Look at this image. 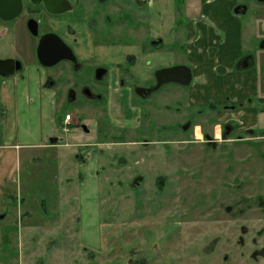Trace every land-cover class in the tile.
I'll return each mask as SVG.
<instances>
[{
  "label": "rangeland",
  "instance_id": "rangeland-1",
  "mask_svg": "<svg viewBox=\"0 0 264 264\" xmlns=\"http://www.w3.org/2000/svg\"><path fill=\"white\" fill-rule=\"evenodd\" d=\"M238 2L248 6L240 14L247 31L259 30L253 22L264 19V0ZM31 15L40 17L45 29L53 23L41 9L25 11L14 24L0 19V41L6 48L14 43V54L20 52L24 62L21 73L0 77V154L10 153L4 138L9 131L12 147L22 156L15 188L9 180L7 188L0 185V264H264V253L252 251L260 248L256 238L264 241V128H242L239 121L225 118L228 112L189 109V87L176 83L159 92H170L167 106L144 102L138 119L143 126L153 124L145 125L144 133L138 127L121 128L112 112L120 101L117 91L83 105L69 101L58 87L44 85L53 70L35 58L37 40L24 26ZM124 29L126 40L131 28ZM255 35L248 43L252 50L264 41ZM178 41L184 46L179 60H184L186 41ZM75 45L83 58L90 52L81 41ZM158 49L166 51L167 44ZM86 64L92 72L95 63ZM74 76L68 67L62 83ZM4 87L11 89L10 100L2 97ZM129 97L131 105L140 102ZM251 98L237 109L247 108ZM12 119L14 131L5 127ZM225 124L231 129L226 131ZM196 129L204 141L221 137L216 149L197 141ZM158 132L171 140L170 150L161 154L162 143L150 160L142 150L130 154L135 144L120 142L155 138ZM40 142L46 146L29 147ZM26 153L32 154L29 160ZM1 160L0 165L6 159ZM57 162L69 167L63 171ZM243 223L248 230L259 227L258 233L247 234L249 251L237 247Z\"/></svg>",
  "mask_w": 264,
  "mask_h": 264
},
{
  "label": "flooded vegetation",
  "instance_id": "flooded-vegetation-1",
  "mask_svg": "<svg viewBox=\"0 0 264 264\" xmlns=\"http://www.w3.org/2000/svg\"><path fill=\"white\" fill-rule=\"evenodd\" d=\"M46 1L47 0H23V8L20 15L12 21H5V23L14 24L20 19V17L25 13V11H31V13H38L39 9L44 11V13L52 19L53 23H50L48 25L49 28L46 27L48 29H45L43 27L42 19L40 17H34L33 15L29 16L24 23L25 29L27 30L29 35L37 40L35 44L36 51H33L36 60L43 67L53 70V74L45 75L44 85H49V87L52 88L58 87V89L63 90L65 91V93L68 94L67 97L69 101L78 102L83 105H85L86 103H91V100H102L105 95L108 96L110 91H117L119 93L120 99L128 103V108L130 110H135L137 113L136 118L134 117L133 120L127 118L125 124L132 128L138 127L139 132L144 133L145 125H153L149 122H144L145 125L143 126V123L141 122L142 119H138V117H141L144 105H146L144 102L153 101V103L151 104H156L157 102L159 107L167 106L166 97L167 94H169L170 92L163 91L164 93L160 94L163 90V87L167 85L164 84L160 88L154 90L152 93L146 96L137 93L135 89L138 87L150 88L156 85V70L150 73L151 78H146L145 80L140 81L139 77H137L135 72L132 71L133 67L138 62L137 55L135 53H129L124 58L123 50L118 51L117 48L122 47L123 45H137L139 42H144L143 49L145 52H147L155 50V47L152 46V43H162V41H156L154 39L143 40L147 36V32H149L151 29V18L153 13L150 6L153 0H51L50 5L55 9V11L52 12L48 9L47 5L49 3H47ZM206 1L208 0H203V2ZM244 7L245 5H238L236 9L241 10L244 9ZM178 11L179 14L184 13V10L180 9V7ZM31 18H35L39 21L38 35H34L29 29L28 22ZM18 24H20V21L17 23V25ZM124 26H129L131 28V36L126 40L123 39L124 35H126L127 37L129 34L123 33V31L127 30H123ZM177 26L185 28L186 22L182 21L181 23H177ZM47 33H54L55 35H57L73 51V54L76 59H61L52 66L43 65L39 61L37 55V48L43 36ZM141 33H144V36H142V38ZM77 41H81L83 43L82 47H87L86 49H90L92 54H89V56H86L84 58L81 57L76 51L75 42ZM55 43L57 44V41H55ZM0 50L6 51V46L3 44L2 41H0ZM2 51H0V58L15 59L19 60L22 63V68L16 70L14 74L21 73L24 69V62L23 58L19 55L20 52H18V54H14V50H10L8 53H2ZM102 51L107 53V55L105 56L103 53L100 54ZM113 52H115V56H113ZM250 59V56L241 57L235 63L234 70L238 71V73H243L246 70V67H249ZM87 60L93 61L95 63L92 72H90L87 67ZM68 67L72 69V73L76 76H74L73 79H67L62 83V74ZM60 68H62V72L58 71V69ZM98 73L101 74V77L98 76ZM9 76H2L0 74V77L2 78H6ZM118 79L120 80L119 83ZM191 85L192 82L190 85H188V87H190ZM131 92L135 98L138 97L140 99V102H132L134 106L130 105V102L133 100V98H129V95H127ZM156 92H160L159 95H154V93ZM161 96L163 98H159ZM223 99L224 100L221 103L211 101L202 106H194L190 104L189 106L191 107L189 109L196 110L198 113H202L205 111H213L217 113L228 112L229 114L238 106L248 104L249 97L238 102L235 101L230 95H225ZM221 105L223 106L220 109ZM108 107L109 104L107 103V109ZM110 118H112V116H110ZM164 126H166L167 128L166 124ZM119 127L123 128L126 126ZM224 127L226 131L231 129V125L229 124H225ZM158 130L159 129H157V131ZM226 131L225 133H227ZM159 132L155 138L144 136L142 138L140 137L134 139V141L132 142H120L135 144L131 147L130 154H135L136 152L142 150L147 154L148 160H150L153 157V154H158L156 147L161 148L162 143L165 144L163 145L165 151L162 152L160 150L161 154H164L167 150H170L168 148V144L171 142V140L164 139V137L159 135ZM195 135L197 141L204 142L208 145V147H212L213 149H216L219 142L218 139H221V137H218L216 135V139H214L212 136V138H207V141H204L203 137H199L196 131ZM151 144H153L155 148H151ZM137 172L138 173L136 175L140 173L139 171ZM136 182H140V177L137 179ZM260 222L261 224H264V219H262ZM258 228L259 227L254 226L253 229L248 230L245 223L241 224V226L239 225V230L243 232V237L241 235V237L239 236L240 239H238L237 245L240 246L237 247L244 246L247 250L246 243L250 242V240H247L246 238L247 234L250 233L252 230L258 233ZM218 233L220 234L219 230ZM217 239H219V235ZM221 240L222 238H220L219 242ZM258 240L259 238H256L255 242L258 243V247L260 248L252 251L255 252L260 250L258 253L263 254L264 241L261 239V243H259ZM231 249H236V247H231ZM253 252L251 255H253Z\"/></svg>",
  "mask_w": 264,
  "mask_h": 264
},
{
  "label": "crops",
  "instance_id": "crops-1",
  "mask_svg": "<svg viewBox=\"0 0 264 264\" xmlns=\"http://www.w3.org/2000/svg\"><path fill=\"white\" fill-rule=\"evenodd\" d=\"M239 0H153L151 2L152 18L151 29L147 32V36L143 40L154 39L162 41V47L166 46V51L145 52L143 43L137 45H123L117 50H123L124 58L129 53L137 55L138 62L133 67L139 80L151 78L150 73L158 69L174 66L178 64H187L193 71L192 85L187 89L188 102L194 106H202L211 101L221 103L225 95H230L235 101H241L247 97H255L252 104L248 107L234 109L225 118L237 120L243 125L242 128H264V41L262 46L254 50L248 43L254 38L264 39V19L256 17L254 24L257 23L255 29L247 31L243 19L240 18L241 13L235 11L239 5ZM184 10L183 14H179L178 9ZM246 7L245 14L248 11ZM178 8V9H177ZM186 22V27H178L177 23ZM209 21V22H208ZM261 23H260V22ZM142 34V33H141ZM142 38V36H141ZM185 39L186 47L184 60H179V49L184 47L178 40ZM181 44V46H179ZM169 46V47H168ZM172 46V47H170ZM15 46L11 44L10 48L2 53H8L14 50ZM161 49V48H160ZM90 53L85 55L89 56ZM245 56H250L249 67L243 73L234 70L235 63ZM220 68V70H219ZM3 99L10 100V87L2 88ZM1 92V91H0ZM127 95H133L132 92ZM115 96V95H110ZM126 98V97H124ZM131 98V97H129ZM115 99V97H114ZM116 112L112 109L116 119L120 122V126H128L125 124L126 119L136 118V111L128 108V103L119 99ZM17 97H14L12 104H17ZM131 105V102H130ZM113 108V105L111 106ZM131 112V113H130ZM128 114V115H127ZM15 116V115H13ZM10 118V117H9ZM113 118V116H112ZM16 120L12 119L7 122L8 129L14 131ZM197 132V130H196ZM12 133V132H11ZM202 134V132H201ZM5 141L10 143L9 154L1 157L6 159L2 162L3 173H0V185L6 186V180L13 185V177L15 170L19 172L21 169V159L13 148V143L8 135ZM15 138V135H13ZM35 145L39 148L45 147V142L29 144V147ZM32 154L26 153V160L31 158ZM65 163V164H64ZM58 163V166L67 170L68 162ZM71 165L75 163L69 162ZM32 171V169H31ZM15 188V187H14Z\"/></svg>",
  "mask_w": 264,
  "mask_h": 264
},
{
  "label": "water",
  "instance_id": "water-1",
  "mask_svg": "<svg viewBox=\"0 0 264 264\" xmlns=\"http://www.w3.org/2000/svg\"><path fill=\"white\" fill-rule=\"evenodd\" d=\"M37 2V1H34ZM48 9L52 12L55 9L50 5L51 0H47ZM23 0H0V19L12 21L22 12ZM237 13H244V9H235ZM29 29L34 35L39 34V21L31 18L28 22ZM57 41V44L55 43ZM39 61L45 66H52L61 59H76L73 51L54 33H47L43 36L37 48ZM22 68V63L15 59L0 58V74L2 76L13 75L16 70ZM101 77V74L98 73ZM156 85L150 88L138 87L135 89L140 95H148L157 90L164 84L176 83L184 86L191 84L193 80V71L187 64H178L174 66L158 69L155 73Z\"/></svg>",
  "mask_w": 264,
  "mask_h": 264
},
{
  "label": "trees",
  "instance_id": "trees-1",
  "mask_svg": "<svg viewBox=\"0 0 264 264\" xmlns=\"http://www.w3.org/2000/svg\"><path fill=\"white\" fill-rule=\"evenodd\" d=\"M153 45V47H155V48H161L163 45H161L162 43H159V42H156V43H152Z\"/></svg>",
  "mask_w": 264,
  "mask_h": 264
},
{
  "label": "built area",
  "instance_id": "built-area-1",
  "mask_svg": "<svg viewBox=\"0 0 264 264\" xmlns=\"http://www.w3.org/2000/svg\"><path fill=\"white\" fill-rule=\"evenodd\" d=\"M70 119H72V115L71 114H68L66 116V121H69ZM66 130H68V128L66 127Z\"/></svg>",
  "mask_w": 264,
  "mask_h": 264
}]
</instances>
